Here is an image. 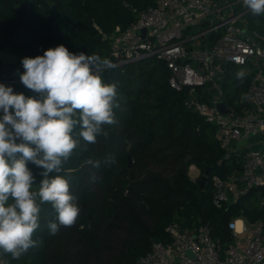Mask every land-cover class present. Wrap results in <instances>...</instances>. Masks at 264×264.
Wrapping results in <instances>:
<instances>
[{
  "label": "trees",
  "instance_id": "1",
  "mask_svg": "<svg viewBox=\"0 0 264 264\" xmlns=\"http://www.w3.org/2000/svg\"><path fill=\"white\" fill-rule=\"evenodd\" d=\"M156 2L0 0V80L20 82L24 57L42 56L60 44L73 53H95L113 63L111 37L137 21L133 9L147 10ZM249 15L250 26L256 20L264 23L262 14ZM240 71L243 68L234 65L226 68L228 105L241 103L248 91L252 74L237 79ZM102 78L117 87L116 123L105 126L107 137L98 136L95 144L81 140L61 173L50 174L69 181L81 210L76 224L52 234L48 225L58 223L56 212L50 203L42 204L34 234L37 246L19 259L1 253L6 264H138L153 242L171 243L166 229L172 223L191 230L209 225L213 239L225 250L233 242L232 218L254 223L264 217V189L222 209L214 205L212 177L240 173L243 160L228 156L217 139V127L187 108L188 91L170 87L164 61L147 59L109 68ZM13 89L37 95L21 82ZM129 156L132 165L123 172ZM192 166L199 170L197 179L190 175ZM28 167L38 189L43 169L31 163ZM207 169L209 179L202 186Z\"/></svg>",
  "mask_w": 264,
  "mask_h": 264
},
{
  "label": "built area",
  "instance_id": "2",
  "mask_svg": "<svg viewBox=\"0 0 264 264\" xmlns=\"http://www.w3.org/2000/svg\"><path fill=\"white\" fill-rule=\"evenodd\" d=\"M133 12L137 21L111 37L112 64L124 68L147 59L164 61L170 87L187 90V108L217 127V139L228 156L243 160L240 173L226 179L212 177L214 205L222 209L264 189V46L257 43L258 36L246 34L251 30L247 18L251 11L243 0H157L155 6ZM193 28L198 31L190 34ZM143 29L145 36L139 33ZM210 33L216 35L211 52L207 50ZM228 65L252 74L248 91L235 109L225 102ZM0 83L13 87L20 82ZM222 100L230 114L218 109ZM242 103L246 105L238 110ZM242 140L246 145L238 146ZM261 204L263 208L264 197ZM229 229L233 242L222 250L209 225L191 230L172 223L166 229L171 243L153 242L138 264H264V217L254 223L234 217ZM0 264H6L1 253Z\"/></svg>",
  "mask_w": 264,
  "mask_h": 264
},
{
  "label": "clouds",
  "instance_id": "3",
  "mask_svg": "<svg viewBox=\"0 0 264 264\" xmlns=\"http://www.w3.org/2000/svg\"><path fill=\"white\" fill-rule=\"evenodd\" d=\"M253 15L264 13V0H243ZM20 82L37 95L14 92L0 83V253L19 259L37 246L41 205L50 203L56 222L48 228L76 224L80 208L61 173L83 140L95 144L116 123L117 87L102 73L115 65L98 54L73 53L60 44L42 56L24 57ZM237 79L245 73L237 72ZM42 168L38 189L28 164ZM98 166V165H97Z\"/></svg>",
  "mask_w": 264,
  "mask_h": 264
},
{
  "label": "water",
  "instance_id": "4",
  "mask_svg": "<svg viewBox=\"0 0 264 264\" xmlns=\"http://www.w3.org/2000/svg\"><path fill=\"white\" fill-rule=\"evenodd\" d=\"M52 10L57 13V7L56 6H53L52 7ZM254 25H255V30L252 31H246V34L251 36V37H255V36H258L260 38H264V23H261L260 21L256 20L254 22ZM142 36H145L147 31L146 29H143L139 32ZM216 39V35L215 34H208L207 35V50L209 52L212 51V47H213V44H214V41ZM218 109L223 113V114H230L231 113V110L228 109L226 103L222 100L219 102L218 104ZM241 145H246V140H242L241 142L238 143V146H241ZM132 165V160H131V157L129 156L128 158V166L123 170V172H126ZM209 169L206 170L205 174L201 177V185L204 186L207 182H208V179H209ZM264 209V207L262 208Z\"/></svg>",
  "mask_w": 264,
  "mask_h": 264
},
{
  "label": "rangeland",
  "instance_id": "5",
  "mask_svg": "<svg viewBox=\"0 0 264 264\" xmlns=\"http://www.w3.org/2000/svg\"><path fill=\"white\" fill-rule=\"evenodd\" d=\"M262 15L264 16V13H262ZM249 16H250V15L247 16L248 19H249ZM261 17H262V16H261ZM262 18H263V17H262ZM250 27H251V30H255V28H256L254 24H251ZM197 31H198V28H193L189 33H190V34H195ZM256 41H257V43H258L259 45L264 46V39H262V38H260V37H256ZM235 103H237V101H236ZM229 106L235 109V104H234V105H229ZM190 175H191V177H192L193 179H197V177L199 176V170H197L196 168H195V169H192V170L190 171ZM251 200L253 201L254 198H253V197L250 198V201H251Z\"/></svg>",
  "mask_w": 264,
  "mask_h": 264
},
{
  "label": "crops",
  "instance_id": "6",
  "mask_svg": "<svg viewBox=\"0 0 264 264\" xmlns=\"http://www.w3.org/2000/svg\"><path fill=\"white\" fill-rule=\"evenodd\" d=\"M198 170V169H197Z\"/></svg>",
  "mask_w": 264,
  "mask_h": 264
}]
</instances>
